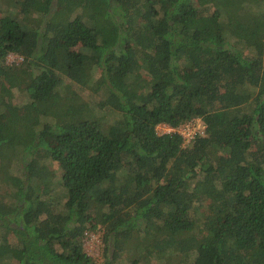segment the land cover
Listing matches in <instances>:
<instances>
[{
	"label": "trees",
	"instance_id": "16d2710c",
	"mask_svg": "<svg viewBox=\"0 0 264 264\" xmlns=\"http://www.w3.org/2000/svg\"><path fill=\"white\" fill-rule=\"evenodd\" d=\"M0 182V264H264V0H0Z\"/></svg>",
	"mask_w": 264,
	"mask_h": 264
},
{
	"label": "rangeland",
	"instance_id": "374dc122",
	"mask_svg": "<svg viewBox=\"0 0 264 264\" xmlns=\"http://www.w3.org/2000/svg\"><path fill=\"white\" fill-rule=\"evenodd\" d=\"M21 61V58L18 57L16 54H9L6 57V63L7 64H13V63H19ZM74 87V86H73ZM75 88V87H74ZM94 98V96H93ZM100 98V96L95 95V99ZM26 95L23 92L18 91L17 89L13 91V97L11 102L14 104H22L25 102ZM95 113L98 115H102V118H104L106 121L112 120L116 117V115L112 111H98L96 110ZM165 131V128L162 126L159 128V132ZM52 170H54V166L50 167ZM10 171L12 173L19 174L21 171L20 165H16L15 162H13L10 166ZM0 189H1V182H0ZM103 232L100 229L88 232L84 238H83V247L84 250L93 257L95 264H101L105 257L104 252V244H103ZM133 254H130L127 251H124L120 254L119 258L116 260L114 264H127L128 260L130 259V256ZM160 262L166 263L164 259H161Z\"/></svg>",
	"mask_w": 264,
	"mask_h": 264
},
{
	"label": "built area",
	"instance_id": "2783aa9c",
	"mask_svg": "<svg viewBox=\"0 0 264 264\" xmlns=\"http://www.w3.org/2000/svg\"><path fill=\"white\" fill-rule=\"evenodd\" d=\"M162 126L165 128V131H163L162 133L176 132L180 135L182 140V147L189 146L194 141V139L198 135H202L204 133V130L206 129V124L200 117L191 118L181 123L177 127H171L166 124H160L157 126L158 131L159 128H161Z\"/></svg>",
	"mask_w": 264,
	"mask_h": 264
}]
</instances>
